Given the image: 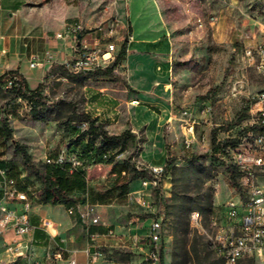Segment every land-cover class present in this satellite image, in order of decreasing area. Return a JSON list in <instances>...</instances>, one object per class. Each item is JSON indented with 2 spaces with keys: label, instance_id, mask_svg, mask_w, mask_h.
<instances>
[{
  "label": "rangeland",
  "instance_id": "1",
  "mask_svg": "<svg viewBox=\"0 0 264 264\" xmlns=\"http://www.w3.org/2000/svg\"><path fill=\"white\" fill-rule=\"evenodd\" d=\"M70 22L81 23L93 35L113 31L111 40L119 48L130 38L134 22L138 28L160 25L169 38L168 49L163 50L171 59L167 73L157 69L165 63L155 66V74L162 76L153 100L156 118L142 116L157 126L126 128L135 137L108 143L109 158L88 165L87 189L74 195L90 200L92 193L113 186L115 164L124 163L131 169H136L139 161L159 165L163 160L149 154L163 150L176 166L166 172L163 188L152 191L151 196L154 204H163L167 212L162 231L164 264H224L213 244L215 221L222 220L226 203L235 193L227 168L216 152L240 134L254 95L264 88V75L241 60L245 46L264 43V0H0V74L10 70L20 73L22 68L34 73L47 67L41 82L43 99L35 103L20 100L0 85V158L22 173L27 171L28 183L37 195L31 194L33 221L51 235L46 245L33 241L19 248H13L20 241L14 236L1 238L0 264H58L53 254L59 246L64 257L59 264H65L71 253L75 258L81 254L92 264L85 251L94 243L88 239V227L77 222L65 205L45 201L42 182L36 173L29 172V164L3 128L7 124L12 129L14 140L26 147L35 168L46 174L51 170L46 158L56 157L85 131L82 113L87 76L109 75L111 81L126 83L128 75L122 67L107 74H70L60 64L49 66L48 62L30 67L35 57L44 60L55 33ZM30 83L34 85L35 81ZM25 100L32 106L30 110ZM183 108H189L192 118L198 121L189 148L179 120ZM4 111L11 116L5 117ZM85 132L86 139H102L99 130ZM122 132L119 130V134ZM213 135L216 151L212 149ZM145 177L150 174L142 170L131 183L132 189L141 188ZM173 191L182 198L173 199ZM90 203L96 205L94 213L102 225L116 232L114 236L98 237L97 242L110 246L102 247L105 256L94 264H154L140 250L118 243L119 236L129 233L136 224L132 220L151 216L148 210L128 195L115 194L105 204ZM197 211L201 215L198 222L192 219ZM49 221L53 223L46 229L44 223ZM146 227L142 224L140 230Z\"/></svg>",
  "mask_w": 264,
  "mask_h": 264
},
{
  "label": "built area",
  "instance_id": "2",
  "mask_svg": "<svg viewBox=\"0 0 264 264\" xmlns=\"http://www.w3.org/2000/svg\"><path fill=\"white\" fill-rule=\"evenodd\" d=\"M113 31L109 35H93L79 22L67 23L64 29L55 33L54 40L67 41L73 49L60 65L70 74H94L111 68L117 61L121 48L112 41ZM57 52L48 48L44 60L35 57L30 62L31 68H37L48 62L51 66L56 61ZM241 60L250 67L256 68L264 75V43L256 46H245ZM119 66V65H118ZM116 66L113 71L117 72ZM21 73L10 75L4 85L5 89L20 87ZM247 117L242 121V129L234 141L221 147L216 155L225 166L235 167L239 172L238 183L241 190L233 187L235 196L226 203L225 213L221 221H215L214 248L224 259V264H264V88L254 95ZM22 100V98H20ZM26 101V100H25ZM133 103H139L134 100ZM26 104L28 105L27 101ZM28 110L32 106L28 105ZM4 111L5 117L11 115ZM181 126L184 143L189 148L195 138V127L198 121L192 118L189 108L180 110ZM89 123L83 122L84 129ZM1 161V158H0ZM47 165H58L73 174L85 169V159L77 151L61 149L56 157H47ZM137 170H146L150 177L142 180V187L131 190L127 195L130 200L148 210L150 223L147 232H141L139 224L131 226L129 233L119 236L118 243L124 248L140 250L146 260L159 264L162 250V231L165 212L161 206L151 200L152 191L163 188L166 178V163L152 164L138 162ZM27 171L14 177L9 167L0 166V239L8 235L20 241L16 247L27 246L34 241L32 234L37 225L34 223L31 209L33 200L30 184L26 182ZM220 184L217 182L215 188ZM89 201L68 208L69 214H79L88 229L92 225H102L100 217L94 213ZM201 218L200 212H193L192 219L196 222ZM135 222V221H134ZM53 221L45 222L46 229ZM137 223V222H136ZM133 224V221H132ZM116 232L109 228L105 234L94 232L90 235L94 243L93 251L89 252L90 262H98L105 256L102 243L97 242L100 236H114ZM26 237V238H24ZM53 257L64 260L62 247L59 246ZM65 264H79L75 257H68Z\"/></svg>",
  "mask_w": 264,
  "mask_h": 264
},
{
  "label": "crops",
  "instance_id": "3",
  "mask_svg": "<svg viewBox=\"0 0 264 264\" xmlns=\"http://www.w3.org/2000/svg\"><path fill=\"white\" fill-rule=\"evenodd\" d=\"M133 24V32L127 44V56L118 66V68L122 67L124 69L123 73L128 75L127 79L124 80L126 83L111 81L109 75H89L84 80L83 90L85 100L83 113L97 118L110 133L119 134V130L124 131L128 127L136 130L140 126L151 127L152 129L157 126L154 122L148 123L149 121L144 120L142 116H149L153 120L157 115V108L154 106L153 100L155 99L156 84L162 76L155 74V66L161 62L165 63L166 66L158 65V70L167 73L171 69L170 56L166 50H163L168 49L169 38H166V33L161 29V26L151 24L145 28H138L135 22ZM47 48H51L57 52L56 64L63 62L73 52L72 47L67 41L53 40ZM46 69L32 73L31 70L22 68L19 72L28 80L29 87L35 89L42 82ZM31 80L35 81L34 85L30 83ZM134 100H137L139 103H133ZM149 156L161 158L163 160L161 164H165L167 161V155H164L163 150L157 153V155L150 153ZM1 161L6 163V166H2L0 162L1 167H12L8 161ZM86 201L90 202L88 199ZM96 204L100 205V203ZM72 216L75 217L74 219L77 222H82L79 214L76 213ZM132 221L137 222L136 224H139L141 227L142 224L143 227H146L148 226L149 218H136V220ZM36 225L41 229V233L45 234V239L49 240L51 235L45 233V229L41 224ZM105 226L109 227L108 225ZM146 230L140 231L145 233L147 232ZM106 232L101 234H105ZM32 237L36 242L34 233ZM44 240L41 239L39 241ZM102 244L110 246L107 242ZM93 249L90 245L85 251L88 253V250L92 252ZM75 256L76 259H79V264H89L88 258L81 254H76ZM68 257H73V253L69 254Z\"/></svg>",
  "mask_w": 264,
  "mask_h": 264
},
{
  "label": "trees",
  "instance_id": "4",
  "mask_svg": "<svg viewBox=\"0 0 264 264\" xmlns=\"http://www.w3.org/2000/svg\"><path fill=\"white\" fill-rule=\"evenodd\" d=\"M129 38L127 37L121 46L120 53L118 55L117 61L115 64L103 71V73L107 74L108 72H112L113 69L120 65L123 60L127 56V44ZM14 73H18L16 70L6 71L5 73L0 75V85L4 86L8 77ZM21 85L17 88L7 89L14 93L15 97L26 99L29 102H37L38 100L43 99V83H40L35 89H31L28 85L27 79L21 74ZM82 116L85 121L89 123V126L85 131L94 132L100 131V135L102 139L98 142L94 141L93 139H86V132L83 131L76 135L74 141L69 143L67 146L69 151H77L84 159H85V169L76 171L73 174H69L67 170L63 167L58 165H51L50 172L43 174L41 171L35 168L34 164L32 163L31 156L26 150L24 145H21L18 141L14 140L12 129L9 128L7 124L3 125L4 131L6 133V137L12 141L17 151L21 152L24 156L25 162L29 164V172L36 173L37 177L43 184V191L42 195L43 198L47 203L53 205H65L66 207L75 206L79 203H85L86 199L81 198L80 196H75V192L78 191H86L88 183L86 177V169L88 165L91 163H98L103 160H107L109 155L107 153L108 143L111 141H122L126 137H135L134 134L131 133L129 129L124 130L119 135L110 136L108 131L104 128V124L100 123L97 118H93L85 113H82ZM85 139V140H84ZM212 149L214 151L217 150L216 146V136H212ZM2 166H6L4 161H0ZM176 167L174 164V159H167L166 161V172L169 169ZM227 172L230 176V184L237 190H241L240 185L238 183V178L240 176V172L232 166H227ZM113 173L116 174L115 183L112 187L106 189L103 192H95L92 193L90 197V201L92 203H100L105 204L107 199L114 196L115 194L127 196V194L132 190L131 183L141 174L140 170L131 169L127 167L124 163L123 164H115L112 169ZM16 167L12 166L10 168V174L14 177H19L21 174ZM29 180L28 173L26 182L27 184ZM182 197L178 196L175 191H173V199L180 200ZM160 200V198H159ZM185 204L184 200L183 203ZM163 211L167 218L166 208L163 204H161ZM109 228L105 225H92L88 229L89 239H91L90 235L94 232L104 233ZM40 228H36L34 231L36 242L39 240L45 239V234L41 233ZM45 245L48 244V239L42 241ZM160 264H164L163 261V246L160 255Z\"/></svg>",
  "mask_w": 264,
  "mask_h": 264
}]
</instances>
